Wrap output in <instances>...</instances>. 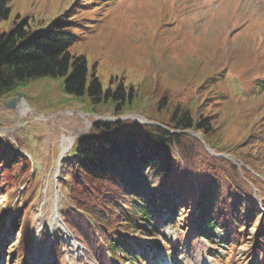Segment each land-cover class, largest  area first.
<instances>
[{
	"label": "trees",
	"instance_id": "1",
	"mask_svg": "<svg viewBox=\"0 0 264 264\" xmlns=\"http://www.w3.org/2000/svg\"><path fill=\"white\" fill-rule=\"evenodd\" d=\"M11 1L0 0V22L8 18ZM75 7L42 29L22 23L0 33V102L14 98L20 83L60 78L64 93L86 102L91 113L122 117L137 112L158 125L124 119L99 122L86 138L75 142L67 175L60 182L65 228L87 249H100L103 264L108 263V256L119 258L122 264H158L156 254L150 257L153 249L166 252L173 261L170 252L152 243L128 241L139 230L154 237L162 217H166L163 223L178 225L189 242L202 238L237 244L255 239L257 252L264 251V218L260 224L254 198L255 189L264 211L260 179L264 177V125L238 146L224 147L223 127H215L211 114L196 104L202 98L205 109L223 105L224 92L211 94L222 82L220 75L207 77L195 97L157 86L161 94L151 97L154 105L149 108L138 105V87H124L120 82L104 88L86 58L70 52L85 40L91 24L75 17ZM187 132L199 134L205 144ZM205 145L215 153L232 155L243 166L209 154ZM37 175L31 159L21 154L18 141L0 137V197L7 206L17 198L18 207L10 231L6 229L2 236L4 243L11 232L21 245L28 241L21 224L31 219V204H23ZM5 225L2 222L0 229ZM52 248L53 264H61L60 244L56 241Z\"/></svg>",
	"mask_w": 264,
	"mask_h": 264
},
{
	"label": "rangeland",
	"instance_id": "2",
	"mask_svg": "<svg viewBox=\"0 0 264 264\" xmlns=\"http://www.w3.org/2000/svg\"><path fill=\"white\" fill-rule=\"evenodd\" d=\"M73 5L77 7L75 17L91 24L85 40L70 52L86 58L89 70L96 69L104 88H114L120 82L124 87H138V105L149 108L154 105L151 97L157 99L161 94L157 86L195 97L207 77L220 75L222 82L211 94L224 92L223 105L205 109L202 98L196 104L211 114L215 127H223L224 147L238 146L264 125V0H12L8 18L0 22V33L22 23L33 30L42 29ZM74 33L78 36L79 30ZM62 88L60 78L32 79L20 83L16 93L23 96L27 111H21V102L11 110L5 105L8 101L0 102V137L18 141L21 154L31 159L38 174L29 197L24 198L23 206L31 204V219L21 224L28 240L25 244L21 245L13 232L3 242L18 207L17 198L7 206L0 197V224L6 223L0 229V264H53L56 241L63 250L61 264H103L100 249H87L65 228L60 182L67 175L75 142L88 136L92 123H104L101 116L111 115L91 113L86 102L68 96ZM128 115L146 119L137 112L124 116ZM136 119L125 120L147 124ZM63 136L75 141L61 156ZM198 140L205 144L201 136ZM232 162L243 166L236 159ZM260 179L264 182V177ZM254 195L260 205L261 224L264 211L255 189ZM54 215L57 221H53ZM165 220L161 218L154 237L139 230L128 240L140 239L173 255L170 261L166 252L153 249L150 257L156 254L158 264H264V251L257 252L255 239L237 244L210 243L202 238L189 242L178 225L163 223ZM105 254L108 256L107 251ZM106 264L122 263L108 256Z\"/></svg>",
	"mask_w": 264,
	"mask_h": 264
},
{
	"label": "water",
	"instance_id": "3",
	"mask_svg": "<svg viewBox=\"0 0 264 264\" xmlns=\"http://www.w3.org/2000/svg\"><path fill=\"white\" fill-rule=\"evenodd\" d=\"M22 98H23V96L21 95V94H16V97H14V98H10V100L5 104L6 105V107L8 108V109H16L17 108V105H18V103H20L21 101H22ZM129 117H113V116H101V118H102V120H104L105 122L104 123H109V122H118V121H123V119L125 120V119H129V118H137V119H140L143 123H147V124H156V125H158L157 123H154V122H152V121H148V120H146V119H143V117L142 116H139V115H128ZM95 118H98L97 117V115H95ZM136 119V120H137ZM140 121V122H141ZM97 123H99L98 121L97 122H94V123H92V125H95V124H97ZM165 130H166V132H169V133H172L171 131H169L168 129H166L165 128ZM187 133H189V134H191V135H193V136H195L196 138H198V139H200V136L199 135H194V134H192L191 132H187ZM203 142V141H202ZM206 150H207V152L209 153V154H211V155H213V156H222V157H225V158H227V159H229V160H231V161H235V159L232 157V156H225V155H221V154H216V153H214L213 151H211L208 147H206ZM259 207H260V205H259Z\"/></svg>",
	"mask_w": 264,
	"mask_h": 264
},
{
	"label": "bare ground",
	"instance_id": "4",
	"mask_svg": "<svg viewBox=\"0 0 264 264\" xmlns=\"http://www.w3.org/2000/svg\"><path fill=\"white\" fill-rule=\"evenodd\" d=\"M20 109V108H19ZM27 106L25 105V103L24 102H21V111H23V112H25V111H27ZM88 128H89V125H88ZM88 128H86L85 130H84V132L86 133V131L88 130ZM73 141H75L73 138H67L66 136H63V138H62V140H61V142H60V145H59V147H60V151H61V156H63L64 155V153H65V151H66V149L69 147V144L71 143V142H73ZM74 143V142H73ZM56 219V215H54V217H53V221H57V220H55Z\"/></svg>",
	"mask_w": 264,
	"mask_h": 264
}]
</instances>
